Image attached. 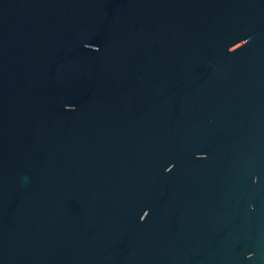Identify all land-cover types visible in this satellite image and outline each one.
<instances>
[{"label":"water","instance_id":"obj_1","mask_svg":"<svg viewBox=\"0 0 264 264\" xmlns=\"http://www.w3.org/2000/svg\"><path fill=\"white\" fill-rule=\"evenodd\" d=\"M0 264H264V0H0Z\"/></svg>","mask_w":264,"mask_h":264}]
</instances>
